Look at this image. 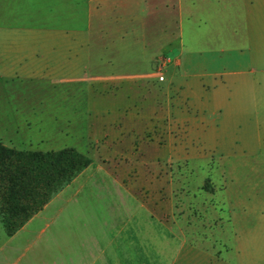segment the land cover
Returning a JSON list of instances; mask_svg holds the SVG:
<instances>
[{"label":"crops","instance_id":"1","mask_svg":"<svg viewBox=\"0 0 264 264\" xmlns=\"http://www.w3.org/2000/svg\"><path fill=\"white\" fill-rule=\"evenodd\" d=\"M138 2H144L150 10L149 23L152 30L159 25L164 34L161 36L151 34L145 37L146 39L135 37L129 40L118 32L106 34L104 28L106 19L110 18L108 25L114 31L120 32L123 25L120 20L131 19L133 8ZM213 2L214 0H209V3L213 4ZM184 6L185 0H0V86L14 81L40 80L55 87L65 86L79 79L77 73L80 66L85 63L87 53L83 50L74 55L72 49L76 43L88 40L84 36V29L79 26L84 24L87 27L98 28L97 52L93 55L92 61L98 73L95 76V84L87 83L81 87L80 90L87 96L85 99L75 100L71 104H68V100L65 99H49L48 109L38 108L39 106L30 102L25 104L30 108L22 110L8 108L6 101H0V105L5 107L0 109L2 114L0 115V141L6 145L14 144L21 150L37 151L60 150L73 146L81 152L93 155L90 166L19 231L8 236L4 229L5 237L0 242V264H33V261L26 262L32 255L34 244H40V249L46 250L45 264H68L64 258V250L68 247L64 234L61 261L58 258L55 260L51 242L40 243L47 229L52 225L53 217L49 218L50 224L46 228L43 226L36 230L33 224L44 216L45 220L47 208L65 194H68V201H70L89 187L93 192L100 190L107 196L106 184L117 188V192L112 190L111 200L118 203L132 202L130 205L134 207L140 203L149 210L146 217L140 218L137 212H131L130 209L128 213L131 218L128 217L124 222H119L112 232V248L119 251L124 249L128 260L131 259L135 263L139 261L140 264L145 261H141V258H149L147 263L177 264L180 252H183L187 246L190 247L186 234L205 233L206 230L213 228L219 229L217 232H224L223 225L218 224L221 220L218 219L220 218L218 203L225 204L224 198L221 197L227 191L225 174L221 176L224 181L211 175L209 190L204 188L207 178L198 185V197L205 199L207 194L212 210L210 209L207 214L204 212V215H194L193 224L190 225L186 224L184 216L179 214L176 216L172 214L171 219L167 218L164 199L168 195L177 196L179 191V189L169 188V175L151 173L150 176L149 173V178L138 181L137 167H131L132 163L139 162L135 160L140 154L153 156L158 155L163 148H175L178 145L182 147L180 140L183 137L186 122L200 113L201 106L208 104V99H202V95H215L223 89L226 107L247 106L245 94L250 83L247 75L255 74L252 81L250 80L255 90L262 85L259 74H264V69L259 68V59L263 55L259 51L249 55L239 51L232 53L227 59L229 70L225 72L224 82L215 80L218 77L217 71L194 75L195 80L181 82V78L186 76L182 71V67L186 64L184 59L186 57L182 52L174 54L175 50H169V47L174 42H179L183 47ZM223 7L226 37L230 38L231 35L233 40L238 41L248 38V18L250 8L255 7L253 2L223 0ZM170 13L178 16L176 36L174 32L172 34L168 32L170 20L175 23V20L170 18L172 17L169 16ZM119 14H122L121 18L117 17ZM79 20L81 22L78 23ZM230 27H237V29L231 31ZM106 42L110 43L109 46ZM139 44L142 55L137 54ZM106 49L108 60L104 56ZM147 52L148 55H146ZM139 57L146 60L150 58L149 61H153L151 72L147 74L136 71L129 74L119 72L117 75L100 72L102 67L108 64H136V59ZM164 57H166V80L161 82L154 70L156 63L158 61L161 63ZM245 64L246 68L243 66ZM204 75L206 78L214 77L212 86V82L206 83L203 79ZM123 77H126L128 84L118 81L119 78L124 79ZM186 83L189 91L186 97L187 102H185L186 99L181 100L173 94L174 91L178 92L184 86L186 87ZM211 88L213 89L210 90ZM120 90L124 92L117 93ZM143 91L144 94H142ZM259 101L264 106V98ZM66 103L81 108H74L65 114L61 107H64ZM55 104L59 105L60 109L51 113V106ZM244 119L247 120L246 117ZM62 121L65 123L64 127L58 125ZM70 141L72 144L69 143ZM156 165L154 163L151 166L159 170L160 168ZM149 202L158 203V209L154 210L153 206L148 204ZM116 210L115 207L114 216L118 214ZM245 218L242 215V223L246 220ZM155 221L158 223L154 225ZM228 221L230 224L231 218ZM243 227L240 233L264 232V227L259 224L254 228H247L246 225ZM29 234L33 235L31 241ZM101 239L104 243L105 236ZM36 241L38 243H35ZM179 245L180 252L176 253L174 259L166 258L171 256L174 250H179ZM257 247L259 253L255 262L246 264H263L264 253L260 256V247L264 250V246L258 244ZM135 248L141 252L137 253ZM241 248L244 251V256L242 254L244 259L249 255L250 246L246 243ZM153 249L157 251H154L155 254L148 252ZM215 255L216 253L211 252L206 255L210 258L211 264L214 262L212 258ZM161 256L165 261L161 260ZM113 262V264H120L119 254L117 262ZM147 263L143 262V264ZM69 264L79 263L72 261ZM93 264H96V261Z\"/></svg>","mask_w":264,"mask_h":264},{"label":"rangeland","instance_id":"2","mask_svg":"<svg viewBox=\"0 0 264 264\" xmlns=\"http://www.w3.org/2000/svg\"><path fill=\"white\" fill-rule=\"evenodd\" d=\"M251 1L255 7L250 8L249 11L247 26L249 35L248 38L238 41L233 40L231 35L230 38L226 37L223 0H214L213 4L209 3V0H185L183 9V47L180 46L179 42H174L169 47V50H175L174 54L182 52L186 57L184 58L186 64L182 67V71L186 76L181 78V82L193 80L194 75L214 71L218 72V77L215 80L224 82L225 72L229 70L227 59L232 53L238 51L248 55L258 51L261 52L263 57L259 59V68L264 69V0ZM149 12L150 10L144 2H138L133 8L131 19L120 20L123 24L120 32L114 31L108 25L110 18L106 19L105 32L106 34L114 32L117 34L118 32V34H123L127 40L135 37L146 39L151 34L161 36L164 32L159 25L155 27V30H152L150 26ZM169 16H172L170 18L174 19L175 23L170 20L168 32L169 34L174 32L176 36L178 16L173 13H170ZM117 17L121 18L122 14ZM79 28L84 29V36L88 39L85 42L76 43L72 49L74 55H77L78 52L81 53L83 50L84 53H87V58L84 59L85 63L80 66L79 70L77 69L79 79L68 83V85L55 87L49 86L47 82L40 80L32 82L14 81L1 84L0 101H6L8 108L22 110L30 108L29 105H25L30 102L39 106L38 108L48 109L49 99H65L68 100V104L75 100L85 99L87 96L80 89L87 83L95 84V76L98 73L96 67L92 64L93 55L97 52L98 28L96 26L87 27L84 24L80 25ZM235 28L237 29V27H230L229 30L232 31ZM106 44L109 46L110 43L106 42ZM141 50L139 44L137 54H141ZM107 54L106 49L104 54L106 60L109 58ZM146 55H148V52ZM149 59L139 57L136 59L137 63L133 65L108 64L102 67L100 72L117 75L119 72L129 74L136 71L147 74L153 68V61L150 62ZM159 64L158 61L155 65L156 77ZM243 66L246 68V64ZM165 73L166 65L164 68ZM168 74L170 75L171 72L169 71ZM259 76L262 79V85L255 90L251 86L255 74L249 73L247 75L250 82L245 94L247 106L226 107L223 89L215 95L203 96L201 94L202 99H208V104L201 106L199 108L200 113L186 122V128L180 140L182 147L178 145L175 148H163V151L161 150L158 155L153 156L140 154L136 156L137 159L135 160L139 162L131 164L132 168L137 167L136 172L138 175L136 178L138 181L149 178V173L150 176L151 173H163V176L169 175V188L179 189V191L177 196L168 195L164 199L166 200L163 204L166 205L167 218L171 219L173 215L179 214L184 216L186 224L190 225L193 224L194 215L207 214L211 209L207 194L205 199L198 197V185L207 178L204 188L209 190L211 186L209 177L211 175L218 180L227 181V191L221 196L224 198L225 204L218 203V212L220 213L218 219H221L218 224L223 225L222 230L224 232H217L219 229L215 230L213 228L206 230L205 233L190 232L186 234L190 247L187 246L183 252H180L179 245V250H174L171 256H166L169 260H173L176 253L180 252L177 264H211L210 258L206 256L209 252L216 253L212 258V261H214L212 264L252 263L255 262L257 253H259L257 245L264 246V232L260 234L240 233L241 228H244L243 225H246L247 228H254L258 224L264 227V106L259 101L264 98V74L260 73ZM123 78H119L118 81L125 82V85L128 84L126 77ZM203 79L206 83L212 82V86L214 77L206 78L204 75ZM123 92L124 90L117 91V93ZM188 92L186 83V87L184 86L178 92L174 91L173 94L181 100L186 99L185 102H187ZM144 93L143 91L142 94ZM68 104L66 103L64 107H61L65 114L74 108H81ZM58 106L57 104L51 106V113L60 109ZM2 108L5 107L0 105V109ZM20 114L22 115L21 111ZM0 115H2L1 112ZM244 117L247 118L246 121ZM58 125L64 127L65 123L62 121ZM69 143L72 144L71 141ZM12 146L16 147L14 144ZM88 155L91 158L93 156L92 154ZM154 163L160 168L159 170L153 169L151 165ZM223 174H225L224 180L221 178ZM91 189L89 187L84 189L70 201H68V194H65V196L56 200L49 207L50 209L47 208L48 211H45L47 218L44 220V216V218L36 220L33 224L36 230L43 226L46 228L50 224L48 223L49 218L53 217L52 225L47 229V233H45L43 241L40 243L51 242L54 248L55 260L58 258L61 261L63 259L61 245L64 234L66 245H68L64 250V258L68 261V264L72 261L79 264H93L95 261L96 264H113V261L117 262L118 254L120 255V264H139V261L135 263L131 259L128 260L127 252L124 249L119 251L112 248V232L119 222H124L128 217L131 218L128 213L130 209L131 212H137V216L140 218L146 217L149 210L140 203H137L134 207L130 205L132 202L118 203V201L111 200L112 190L117 192L115 186L106 184L107 196L104 194L105 192L100 190L93 192ZM148 204L153 206L154 210L158 209V203L149 202ZM115 207L118 214L114 216L113 209ZM242 215L246 217L244 223H242ZM229 216L231 218L230 224L228 221ZM169 222H172V220H169ZM157 223L155 221L153 224ZM32 236L29 234L30 241ZM102 236H105V244L101 239ZM4 237L5 232L0 220V242L3 241ZM246 243L250 246V251L248 252L249 255L247 254L248 256L243 259L244 251L241 247ZM103 246L105 247L104 250ZM251 246L254 247L251 248ZM33 248L32 255L26 263L33 261V264H45L47 259L46 250H41L40 244H34ZM260 248L261 256L264 250L262 247ZM135 250L137 253L141 252L137 248ZM154 251L157 252L156 249L148 252L153 253ZM217 256L218 258H216ZM141 259V261L145 260L143 262L147 263L149 258ZM161 260L165 261L162 256ZM143 262L140 264H143ZM150 263L152 264V262ZM161 263L154 262L153 264ZM262 263L264 264L263 261Z\"/></svg>","mask_w":264,"mask_h":264},{"label":"trees","instance_id":"3","mask_svg":"<svg viewBox=\"0 0 264 264\" xmlns=\"http://www.w3.org/2000/svg\"><path fill=\"white\" fill-rule=\"evenodd\" d=\"M91 163L73 146L21 150L0 141V220L7 235L19 231Z\"/></svg>","mask_w":264,"mask_h":264},{"label":"built area","instance_id":"4","mask_svg":"<svg viewBox=\"0 0 264 264\" xmlns=\"http://www.w3.org/2000/svg\"><path fill=\"white\" fill-rule=\"evenodd\" d=\"M166 65V59L164 58L162 60V62L159 64L158 70H157V77L159 79V81H165L166 80V76L164 74V68Z\"/></svg>","mask_w":264,"mask_h":264}]
</instances>
